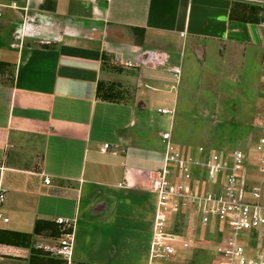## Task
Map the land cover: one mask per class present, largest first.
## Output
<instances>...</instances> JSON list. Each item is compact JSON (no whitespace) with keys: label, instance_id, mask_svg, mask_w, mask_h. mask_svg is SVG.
I'll use <instances>...</instances> for the list:
<instances>
[{"label":"crops","instance_id":"0c3cea01","mask_svg":"<svg viewBox=\"0 0 264 264\" xmlns=\"http://www.w3.org/2000/svg\"><path fill=\"white\" fill-rule=\"evenodd\" d=\"M17 3L22 9L0 8L13 12L0 20L6 27L21 22L8 52L0 43V179L9 220L0 225V242L24 250V259L7 264H62L31 250L58 236V218L74 221V264H149L156 195L148 185L163 156L157 161L146 132L155 123L145 118L155 106L168 109L170 100L174 109L175 87L166 85L159 96L139 90L137 98H149V106L125 101L133 95L130 84L145 83L130 77L145 69L134 59L159 52L180 65L238 37L263 59L264 0ZM236 3L259 21L230 22ZM113 64L121 66L120 79L110 76ZM110 80L124 100L109 98ZM12 234L27 236V244L12 243Z\"/></svg>","mask_w":264,"mask_h":264},{"label":"built area","instance_id":"2783aa9c","mask_svg":"<svg viewBox=\"0 0 264 264\" xmlns=\"http://www.w3.org/2000/svg\"><path fill=\"white\" fill-rule=\"evenodd\" d=\"M17 1L0 8L20 9ZM134 61L165 68L176 80L180 77V66L169 65L170 57L165 53H146L143 61ZM262 80L264 83V76ZM157 112L174 115V109ZM258 115L253 127L259 129L260 137L248 152L233 150L222 156L197 149L196 153L184 154L173 144L171 132L161 135L163 165L148 185L156 195L149 264H170L187 251L195 252L207 229L218 233L214 264H264V104ZM49 184L50 180L44 178V185ZM6 194L0 179V225L9 222L3 213ZM55 224L58 236L34 242L31 250L62 264H74V221L58 218ZM13 248L0 242V264L8 256H15Z\"/></svg>","mask_w":264,"mask_h":264},{"label":"rangeland","instance_id":"374dc122","mask_svg":"<svg viewBox=\"0 0 264 264\" xmlns=\"http://www.w3.org/2000/svg\"><path fill=\"white\" fill-rule=\"evenodd\" d=\"M1 2L8 3L4 0ZM0 12L2 13L0 20L5 21L9 20V14L13 13L4 9H0ZM4 24L5 22H0V43L5 48L4 51L8 52L9 45L19 37L15 30L21 29V22L12 23L7 27ZM240 41L238 37L231 45L219 46L212 51L200 49L189 60L183 58L179 65L181 73L178 80L162 67L155 69L145 66L141 77L136 73L130 75L133 78L144 79V84L151 87L146 89L144 84L137 87L138 81H136L134 85L130 84L127 90L128 93L133 94L132 97L122 96V99L126 98L125 101L132 100L134 103L140 100L142 106L145 104L149 106L151 100L144 99L143 96L138 99L139 90L159 96L160 92L167 90L166 85L168 88L171 84L175 87L172 123L169 122L170 115L157 113V106L148 110L145 118L146 123L151 119L155 123L153 129L146 132L151 137L150 141L155 149L157 161L161 162L164 152V145L158 134L168 130L171 132L173 144L184 154L189 151L196 153L197 149H204L211 154L223 156L233 150L248 152L253 148L260 137L259 129L253 127V124L258 119L264 104L262 80L264 58L261 59V51L242 45ZM2 53L0 51V54ZM112 67L114 72L110 74L111 78L120 79L121 72L118 69L121 66L113 64ZM150 80L156 84L148 83ZM115 84V80L106 82L109 98L122 100L118 95L119 90L114 92ZM120 85L119 83L118 86ZM172 106L170 100L167 108L172 109ZM206 189L209 190V187L206 186ZM202 238L203 241L199 242V248L195 252L187 251L182 257L174 258L170 264H214L218 233L216 230L207 229L206 233L202 234ZM262 248L264 251V238ZM22 251L24 250L21 247L13 248L12 253H15L13 257L16 258L10 255L4 264L24 259Z\"/></svg>","mask_w":264,"mask_h":264},{"label":"trees","instance_id":"16d2710c","mask_svg":"<svg viewBox=\"0 0 264 264\" xmlns=\"http://www.w3.org/2000/svg\"><path fill=\"white\" fill-rule=\"evenodd\" d=\"M254 12V11H252ZM250 17H252V14H246L245 10H244V6L242 4H239V3H236L234 4L233 8H232V11L230 13V22L232 21H235V22H240V23H248V22H251V23H255V22H258L259 20L256 18V19H251ZM254 18V17H252ZM106 99H108V97H104ZM37 224L36 223V226L35 228H37ZM12 238L15 240V242L11 241L12 243H19L21 246L27 244V236L25 235H21V234H12L11 235ZM17 239H20L19 241H16ZM1 241V240H0Z\"/></svg>","mask_w":264,"mask_h":264},{"label":"flooded vegetation","instance_id":"af4514ba","mask_svg":"<svg viewBox=\"0 0 264 264\" xmlns=\"http://www.w3.org/2000/svg\"><path fill=\"white\" fill-rule=\"evenodd\" d=\"M145 57H146V55H144V57H142V58L144 59ZM142 58H141V59H142Z\"/></svg>","mask_w":264,"mask_h":264}]
</instances>
